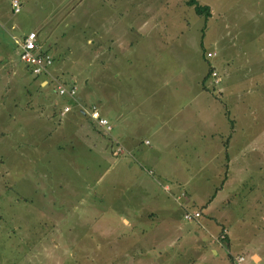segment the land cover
<instances>
[{"label": "rangeland", "instance_id": "1", "mask_svg": "<svg viewBox=\"0 0 264 264\" xmlns=\"http://www.w3.org/2000/svg\"><path fill=\"white\" fill-rule=\"evenodd\" d=\"M8 1L0 0V264H232V252L251 250L264 264V0H196L208 14L185 0H19L16 12ZM29 30L83 106L100 80L111 104L114 92L123 111L142 105L144 62L152 76L159 63L162 75L178 72L173 87L181 74L198 80L204 91L189 103L207 106L202 126L226 129L229 155L214 194L223 173L210 149L199 152L196 137L168 146L181 182L172 191L183 189L198 217L184 219L175 193L147 174L158 170L139 154L152 145L143 130L133 151L119 153L73 105L60 113L66 99L18 56ZM209 67L215 75L204 76Z\"/></svg>", "mask_w": 264, "mask_h": 264}, {"label": "crops", "instance_id": "2", "mask_svg": "<svg viewBox=\"0 0 264 264\" xmlns=\"http://www.w3.org/2000/svg\"><path fill=\"white\" fill-rule=\"evenodd\" d=\"M8 2L10 6V0ZM36 39H37V50L46 51L45 49L38 48L39 40L37 37V33H36ZM145 46L150 47L148 43ZM18 52H19V49H18ZM144 66H145V70L143 71L144 75L142 74L141 78L137 79L142 84L143 91L145 94L142 100V105H140L139 107H136L135 105L134 106L130 105V106H127L126 109L123 111L115 103V98L117 94L114 92L113 94L111 93L112 94L111 99L113 103L111 104L109 102L110 94H108L109 92H106L105 88L102 86V85H105V82L102 80H100V83H98L97 85V87L99 88L97 89V95H96L95 101L86 100V98H84L83 96L84 102H86L87 104L88 103L95 104L99 113L108 119V121L111 124V128L109 132H104L99 126H97L88 117L85 111L79 109L75 105L73 106L81 114L86 116L88 120L93 122L94 126L97 127V130L101 134L102 143L105 142L103 143L105 147H109L113 145L114 143L117 145V146L115 145L114 147V150L116 152L121 153L125 151L126 153H130L131 151H133L136 147L135 140L138 137L135 131L143 130L144 134H147L151 139V141H147L146 139H144V142L148 144H150L151 142L152 145L144 149V152L141 150L139 154L140 156H143L146 159V161L150 163L151 167H154L158 170L157 174H155V172L150 173L147 170V174H150L151 180L157 183V185L160 188H162L165 192H167L166 190H169L170 193L167 192V194L170 197H172L171 193H175V194L178 193V192H175L177 190L172 191L171 185H174L177 183L176 187L179 189L180 184L178 183H181V182H179L178 180H175V179H179L178 172L174 171V169L178 167V164L175 161L177 158L174 155L170 154V151L168 150V146L171 144L175 146L176 143H179L182 140L186 141V139L190 137L198 138V141H201L202 143V145L200 146L199 152L200 150L210 149L211 151L210 158H212L213 160H216L218 163L216 170L223 173L222 176H220L222 178L221 179L222 183L219 186V188H216L214 191V194H216L217 190L222 188L223 183L229 177L228 176L229 174L227 173V166L229 164V155L227 152L228 143L226 142V139H224V141L222 139L223 133L224 131H226L224 127L221 126L215 129L211 127L209 129L207 127L209 122L206 125H203V126L201 125V122L204 121L203 119H201V113L207 110L206 109L207 106H204L201 104L192 106L189 103L193 98L200 96V93L203 92L204 89L202 88V86L195 85L196 83H198L197 82L198 80H196L195 84L189 85L188 83H186L184 81L182 74L179 77V81L177 85L173 87L172 81L173 79L178 78V74H177L178 72L171 70V73L162 75V73L166 72L167 69L165 68V66L159 63V64H156L154 67V68H157L158 75L152 76L151 69L149 68L150 66H147V62H144V65L141 64L140 70L142 71ZM37 76L38 78L41 77V75L39 74H37ZM42 77H45V76H42ZM45 78L41 79L40 84L46 82ZM181 98L183 100H186L187 102L181 103L179 101ZM132 128L134 130H132ZM229 129H231V125H229ZM208 134L210 135L212 134V137H215V140H216L215 145L214 143L208 144V141L206 140ZM118 142L120 143L121 146L117 144ZM165 152L167 153L166 157H164ZM183 152L186 153L185 148ZM165 177H171L172 180L167 182L166 180H164ZM145 187L149 188L147 186H144V188ZM165 187H167V189H165ZM181 190L183 191V189ZM148 196L154 197L155 196L154 191L153 192L151 191V194H148ZM188 199L189 197L188 195H186L183 198V201H181V199H180V202H177L174 199L173 200L178 205H180L184 210L186 209L185 202ZM208 204H209L208 202L205 204V209L208 208ZM197 208L199 209V207ZM201 210L202 209L200 208L199 209L200 213L202 212ZM146 214H147L146 215L147 217H152L154 215V208L149 207L146 210ZM222 226L224 227V225L220 226L221 229L223 228ZM220 227L218 228V231ZM223 229L225 230V228ZM225 238L227 242V239H228L227 233H226ZM233 253H236V252H232V254ZM243 255L245 256L246 264H260L261 257L256 251L251 250L248 253L243 254Z\"/></svg>", "mask_w": 264, "mask_h": 264}, {"label": "built area", "instance_id": "3", "mask_svg": "<svg viewBox=\"0 0 264 264\" xmlns=\"http://www.w3.org/2000/svg\"><path fill=\"white\" fill-rule=\"evenodd\" d=\"M10 7L12 12L19 10L20 2L19 0H10ZM18 45V56L20 60L29 65L31 72L45 76L52 80L54 84V91L59 95L67 99L66 103L63 104L60 113L68 111L72 105L77 106L79 109L85 111L88 117L99 126L104 132H109L111 124L108 119L101 115L94 104L83 106L82 102L76 95L75 85L70 83H64L58 76L54 75L51 71L52 59L46 51L37 50V39L36 32L34 30L27 31L21 39L17 42ZM207 56L213 54L212 51H207L205 53ZM209 75H215L214 70H210ZM146 141V140H145ZM167 189V187H165ZM183 191L180 190L177 194L173 196V199L179 202L181 196H183ZM199 216V211L195 209H184L182 212V217L184 219H193ZM225 230L219 234V239L225 238ZM232 264H246L245 256L242 253L232 254Z\"/></svg>", "mask_w": 264, "mask_h": 264}, {"label": "trees", "instance_id": "4", "mask_svg": "<svg viewBox=\"0 0 264 264\" xmlns=\"http://www.w3.org/2000/svg\"><path fill=\"white\" fill-rule=\"evenodd\" d=\"M185 1L188 4H191L193 6L195 12L198 14H208L210 12L209 7L206 4L197 3L196 0H185ZM210 70L211 69L209 67L204 76H207L209 74ZM55 74H56V76L58 75L56 72H55Z\"/></svg>", "mask_w": 264, "mask_h": 264}]
</instances>
